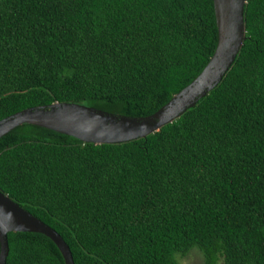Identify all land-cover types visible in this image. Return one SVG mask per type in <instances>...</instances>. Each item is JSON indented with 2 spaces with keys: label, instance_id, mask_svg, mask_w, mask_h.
<instances>
[{
  "label": "trees",
  "instance_id": "16d2710c",
  "mask_svg": "<svg viewBox=\"0 0 264 264\" xmlns=\"http://www.w3.org/2000/svg\"><path fill=\"white\" fill-rule=\"evenodd\" d=\"M219 84L146 138L93 145L23 124L0 138V192L52 229L74 264H264V0ZM213 0H0V120L76 103L148 116L203 70ZM5 264H65L39 233Z\"/></svg>",
  "mask_w": 264,
  "mask_h": 264
},
{
  "label": "water",
  "instance_id": "95a60500",
  "mask_svg": "<svg viewBox=\"0 0 264 264\" xmlns=\"http://www.w3.org/2000/svg\"><path fill=\"white\" fill-rule=\"evenodd\" d=\"M245 0H213L216 48L199 75L154 113L130 117L76 103L54 102L13 113L0 120V138L29 124L93 145L121 144L146 138L171 124L216 87L234 62L245 40ZM39 233L60 251L65 264H74L68 245L50 226L0 192V264L8 254L7 234Z\"/></svg>",
  "mask_w": 264,
  "mask_h": 264
},
{
  "label": "rangeland",
  "instance_id": "374dc122",
  "mask_svg": "<svg viewBox=\"0 0 264 264\" xmlns=\"http://www.w3.org/2000/svg\"><path fill=\"white\" fill-rule=\"evenodd\" d=\"M180 264H201V256L197 251H192L184 258L179 259Z\"/></svg>",
  "mask_w": 264,
  "mask_h": 264
}]
</instances>
